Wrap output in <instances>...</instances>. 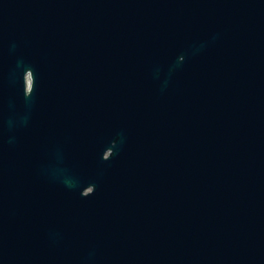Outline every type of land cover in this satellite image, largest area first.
<instances>
[{"label":"water","instance_id":"obj_1","mask_svg":"<svg viewBox=\"0 0 264 264\" xmlns=\"http://www.w3.org/2000/svg\"><path fill=\"white\" fill-rule=\"evenodd\" d=\"M0 264H264V0H0Z\"/></svg>","mask_w":264,"mask_h":264}]
</instances>
